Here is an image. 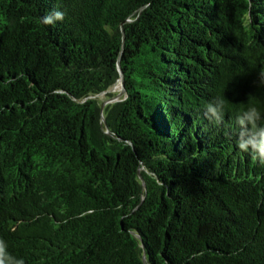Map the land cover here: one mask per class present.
Here are the masks:
<instances>
[{"label": "trees", "instance_id": "obj_1", "mask_svg": "<svg viewBox=\"0 0 264 264\" xmlns=\"http://www.w3.org/2000/svg\"><path fill=\"white\" fill-rule=\"evenodd\" d=\"M261 131L264 0H0V264H264Z\"/></svg>", "mask_w": 264, "mask_h": 264}, {"label": "clouds", "instance_id": "obj_2", "mask_svg": "<svg viewBox=\"0 0 264 264\" xmlns=\"http://www.w3.org/2000/svg\"><path fill=\"white\" fill-rule=\"evenodd\" d=\"M64 16L63 12L56 11L49 16H45L42 20L44 24H51L54 20H62ZM211 110V109H209ZM251 120V117L249 118ZM253 149L262 157L264 158V131H261L258 137L251 142ZM249 146V142H242L240 147L242 149H247Z\"/></svg>", "mask_w": 264, "mask_h": 264}, {"label": "water", "instance_id": "obj_3", "mask_svg": "<svg viewBox=\"0 0 264 264\" xmlns=\"http://www.w3.org/2000/svg\"><path fill=\"white\" fill-rule=\"evenodd\" d=\"M119 81L121 82V85H122V90H121L120 95L123 96V94H124V79H123V75H122L121 72H120ZM111 102H114V100H109V101L105 102L104 105H105L106 103H111ZM170 151L174 152L175 150L170 149ZM142 171H143V172H146L149 176H151V177H153V178H155V175H154L153 171L144 168V166H141V167H140L139 172H138V176H139V179H140V181H141L142 187L145 188V183H144L143 179H142L141 176H140V172H142Z\"/></svg>", "mask_w": 264, "mask_h": 264}, {"label": "rangeland", "instance_id": "obj_4", "mask_svg": "<svg viewBox=\"0 0 264 264\" xmlns=\"http://www.w3.org/2000/svg\"><path fill=\"white\" fill-rule=\"evenodd\" d=\"M121 90H122V85H121V82L118 81V82L115 84V86L110 90V93L114 95V97H113L112 99H108L107 97H105V96H103V95H101L99 98H100V99L107 100V101H109V100H114V102H115V101H118V100L121 99V97H122V96L120 95Z\"/></svg>", "mask_w": 264, "mask_h": 264}]
</instances>
